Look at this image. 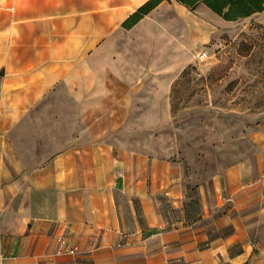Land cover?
I'll return each mask as SVG.
<instances>
[{
  "label": "crops",
  "instance_id": "obj_1",
  "mask_svg": "<svg viewBox=\"0 0 264 264\" xmlns=\"http://www.w3.org/2000/svg\"><path fill=\"white\" fill-rule=\"evenodd\" d=\"M148 1L0 0L5 264H264V124L190 188L153 152L150 120L121 121L154 112L152 87L106 59Z\"/></svg>",
  "mask_w": 264,
  "mask_h": 264
},
{
  "label": "rangeland",
  "instance_id": "obj_2",
  "mask_svg": "<svg viewBox=\"0 0 264 264\" xmlns=\"http://www.w3.org/2000/svg\"><path fill=\"white\" fill-rule=\"evenodd\" d=\"M117 37L106 54L110 67L124 57L142 93L152 87L154 103V112L139 107L121 121L131 128L146 117L152 128L141 131L152 136L155 155L184 166L190 188L206 183L222 154L242 151L228 143L264 124V12L226 22L203 5L190 10L165 1ZM130 133L117 128L110 135Z\"/></svg>",
  "mask_w": 264,
  "mask_h": 264
},
{
  "label": "trees",
  "instance_id": "obj_3",
  "mask_svg": "<svg viewBox=\"0 0 264 264\" xmlns=\"http://www.w3.org/2000/svg\"><path fill=\"white\" fill-rule=\"evenodd\" d=\"M165 1L171 0H150L142 6L124 24L127 30L132 29L145 16L157 9ZM190 10H194L203 5L215 15L226 22H236L241 19H247L255 14L264 12V0H175Z\"/></svg>",
  "mask_w": 264,
  "mask_h": 264
},
{
  "label": "built area",
  "instance_id": "obj_4",
  "mask_svg": "<svg viewBox=\"0 0 264 264\" xmlns=\"http://www.w3.org/2000/svg\"><path fill=\"white\" fill-rule=\"evenodd\" d=\"M58 244L60 246L59 253L76 255L78 253V248L76 246L70 245V240L68 238H59ZM6 258L0 254V264H5Z\"/></svg>",
  "mask_w": 264,
  "mask_h": 264
}]
</instances>
